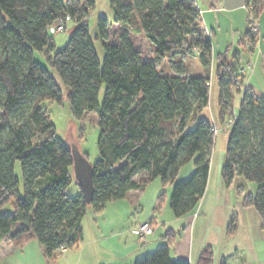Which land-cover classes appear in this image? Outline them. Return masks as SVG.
I'll return each instance as SVG.
<instances>
[{"label": "trees", "instance_id": "16d2710c", "mask_svg": "<svg viewBox=\"0 0 264 264\" xmlns=\"http://www.w3.org/2000/svg\"><path fill=\"white\" fill-rule=\"evenodd\" d=\"M109 1L113 19L100 15L97 21V38L105 47L101 63L88 21L96 0H0V243L8 240L20 248L37 239L48 263L54 264L62 247H78L83 240L82 219L89 206L100 210L157 178L173 185L170 207L175 216L193 213L208 187L217 123L228 131L222 176L228 184L236 175L255 182L257 193L245 196L244 205L257 210L264 228V95L245 89L235 113L239 62L229 59L228 51L213 56L195 0ZM246 2L254 21L240 43L254 49L264 0ZM67 15L75 28L66 45L56 49L49 26ZM139 34L150 41L155 58H143L134 41ZM181 53L198 57L205 74H188L184 62L172 74L159 69V60L174 61ZM53 70L68 88L74 117L98 116L99 158L93 162L91 203L82 187L76 196L68 192L73 150L57 135L43 104L63 101ZM213 81L218 121L202 114L210 106ZM192 159L193 172L179 180ZM163 205L159 197L153 211ZM237 229L233 218L229 233ZM213 261V247L207 245L197 264ZM133 264L192 263L172 257L167 241Z\"/></svg>", "mask_w": 264, "mask_h": 264}, {"label": "crops", "instance_id": "0c3cea01", "mask_svg": "<svg viewBox=\"0 0 264 264\" xmlns=\"http://www.w3.org/2000/svg\"><path fill=\"white\" fill-rule=\"evenodd\" d=\"M100 1L102 3V15L112 20L113 12L110 1ZM195 1L201 11L204 29L212 40L213 56L217 53L228 51L229 59H236L239 62V68L243 70L240 77V89L238 87L237 89H250L260 94V80L264 79V12L255 24L259 37L256 46L252 49L249 43L245 45L240 43L250 23L254 21L246 0ZM201 70H206L203 65H201ZM219 109V106L213 108L211 105V117L213 120L217 119ZM209 182H211V179ZM209 188L210 183L208 184L206 195L209 192ZM133 191H130L127 197L120 200H127V198L131 200L130 196L136 193ZM143 191L139 193L140 199L145 194V191ZM132 201L135 202L134 199ZM137 201L139 202V200ZM224 202L228 203V200L226 199ZM165 206L166 204L150 218L137 220V223L132 227L130 235L127 230H120L126 218L119 214L115 215L114 222L112 221L113 219L110 222L105 219L110 228L104 229L99 223L96 226V231L90 236L86 235L83 227L84 238L79 246L66 248V250L61 248L57 252L54 264H133L145 252L150 251L149 249L155 246L157 248L159 244L163 243L155 239L156 233L159 234L161 239L164 238L165 242H169L172 257L188 259L192 264H197L202 249L207 245H211L214 250V261L212 264H216L217 260L219 264H228L238 259V253L241 251L240 243L234 238L238 234L240 227H238L239 229L235 234H230L228 230L229 219L233 215V208L228 210L225 205L226 214L223 217L221 229L217 230V227L213 226V217L208 212L200 211L197 213L195 210L193 213L177 217L174 212L170 213V211L163 214ZM242 206L246 208V212H249L251 216L254 217V214H257L260 218L259 227L262 229V234H264L262 219L257 210L252 206H245L244 201ZM114 210L118 212L120 209L114 207ZM233 218L237 220L236 217ZM118 219L121 220L116 223ZM144 221H151L154 232L140 237L136 231L138 225ZM167 232L169 235L165 237L164 235ZM152 235L155 236L152 237ZM148 237L151 239H148ZM144 240H148L146 245H143ZM4 242L5 240L0 243V262L2 259L9 257V255H14L6 264H49L45 256L44 247L37 239L30 240L20 248H14L9 241V244ZM216 245H218L219 252L215 248ZM97 247L104 249H101L102 252L99 253L97 252ZM172 253L175 255L173 256ZM248 263L253 262L247 261L246 264ZM259 263H263V261Z\"/></svg>", "mask_w": 264, "mask_h": 264}, {"label": "rangeland", "instance_id": "374dc122", "mask_svg": "<svg viewBox=\"0 0 264 264\" xmlns=\"http://www.w3.org/2000/svg\"><path fill=\"white\" fill-rule=\"evenodd\" d=\"M96 2V7L90 13L88 21L92 41L97 50L99 60L101 61V63H103L105 56V47L102 40L97 38V21L98 17L102 15L103 10L101 1L96 0ZM74 28L75 23L69 22L66 30L51 34L54 38L56 49H60L66 45ZM134 41L137 48L141 49V53L144 59L155 58L153 54V47L150 44V41L144 36V34L135 35ZM183 56L184 54L182 53L175 55L173 57L174 61L170 60L169 57H165L164 59L158 61V67L164 73L172 74L176 72L175 67H177L178 64H182L184 62L186 63V70L188 74H205L204 70L200 71L202 64L198 57H193L192 55L184 57ZM36 57L43 64H47L46 59L43 55L36 53ZM53 74L63 89V101L61 103L44 101L43 104L48 109L51 115L52 121L55 125V131L57 135L60 136L65 142H67L72 148L77 149L82 154H86L88 160L93 163L99 158L98 140L100 135V127L98 116L96 113L91 112L87 113L81 119L75 118L72 114L71 103L67 96L68 88L62 83V80L56 70H53ZM253 81L258 82L256 80ZM260 81L261 84L259 85V93L261 95H264V79ZM236 87H234L235 89H233L235 93L233 107L235 113H238L240 108V100L245 89L239 91ZM104 89L105 85H103L100 92L99 100L101 103L104 98ZM211 105L213 106V108L219 106L218 89L214 81L210 94V106L205 108L202 113L203 116L209 119L212 118ZM217 125L220 126L218 123ZM227 139V129H219L216 133L215 144L211 157V182H209V192L206 195V190L203 198L196 208V212H208L213 217V226L217 227V230H220L223 223V217L226 214V209L230 210L233 208V215H231V217L233 216L237 218L238 227H240V229L238 228L239 232L238 234H236L234 239L239 241L241 251L240 253H238V259L235 261L233 260L228 264H246L247 261L253 262V264H260V261H263L264 263V234H262V229L259 227L260 218L257 216V214H254V217L251 216L249 212H246V208L242 206V202L244 201L245 196H247L248 194H251L253 196L256 195V184L255 182L248 180L241 175H236L233 181L228 184L222 176V168L226 158ZM194 168L195 162L192 159L181 169L178 175V179L182 180L187 178L193 172ZM16 170L20 178L22 179L21 166L19 162H17ZM147 186V188H144L145 190L142 189L140 191H133L136 193H134L133 196H130L131 200L127 198V200H116L114 202L109 201L107 202L105 207L100 210H96L94 209V207L89 206L86 215L82 219V226L85 228L86 235L90 236L91 234H93V232L96 231L97 224L99 223V225H102L104 229H107V227H109V224L105 219H107V221L109 222L113 219L112 221L114 222L116 214H119L120 216H124L126 218L125 223L120 227V230H127V233L130 235L132 227L135 223H137V220L148 219L154 213L156 214L160 211H153L159 197L162 198V204H166L163 214L167 213L168 211H170V213H173L169 202L170 196L173 191V185L171 183L164 185L161 179L157 178L150 182ZM143 190L145 191V194L143 198L140 199L139 193H141ZM81 191L82 189L76 177L74 167H72V182L69 186L68 192L71 196H76L80 194ZM133 199L135 202L132 201ZM226 199L228 200V203L224 202V200ZM137 200H139V202ZM114 207L120 210L117 212L114 210ZM252 210H254V208H252ZM231 217L229 219V222L231 221V219H233V217ZM120 220L121 219H118L116 223H118ZM154 236L155 235H152V237ZM148 239L151 238L148 237ZM155 239H158L160 242L166 241L164 240V238L161 239L158 233H156ZM147 241L148 240H144L145 245L148 243ZM4 243H8V240H5ZM216 246L215 248H217L216 250L217 252H219L220 250L218 249V245ZM97 249V252L100 253L102 252L101 249L104 248L97 247ZM155 249L156 246L149 250L151 251ZM172 255L174 256L175 254L172 253ZM12 257H14V255H9V257L2 259L0 264H6V262H9ZM98 257L101 258L100 256ZM216 264H219L218 260Z\"/></svg>", "mask_w": 264, "mask_h": 264}, {"label": "water", "instance_id": "95a60500", "mask_svg": "<svg viewBox=\"0 0 264 264\" xmlns=\"http://www.w3.org/2000/svg\"><path fill=\"white\" fill-rule=\"evenodd\" d=\"M74 156V171L87 203H91L93 199L94 184H93V163L88 158L75 148H72Z\"/></svg>", "mask_w": 264, "mask_h": 264}, {"label": "built area", "instance_id": "2783aa9c", "mask_svg": "<svg viewBox=\"0 0 264 264\" xmlns=\"http://www.w3.org/2000/svg\"><path fill=\"white\" fill-rule=\"evenodd\" d=\"M72 21V18L67 15L65 17L60 18L59 20H57L54 24H52L51 26H49V31L51 33H57V32H61L66 30L67 28V24ZM243 70L240 69V73H242ZM234 83L237 85V87H240V82L237 80H234ZM214 129L217 132L219 130L218 126L214 124ZM137 234L140 237H144L146 235H149L151 233L154 232V228L153 225L151 223V221H144L141 222L138 227H137ZM62 249L66 250V247H62ZM248 264H253V263H248ZM260 264H264V263H260Z\"/></svg>", "mask_w": 264, "mask_h": 264}]
</instances>
